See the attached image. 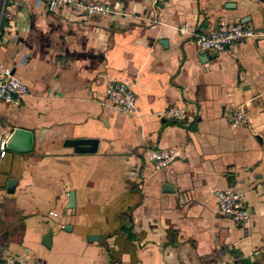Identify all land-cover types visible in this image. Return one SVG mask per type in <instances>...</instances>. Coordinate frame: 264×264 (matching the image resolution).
Segmentation results:
<instances>
[{
	"label": "crops",
	"instance_id": "crops-1",
	"mask_svg": "<svg viewBox=\"0 0 264 264\" xmlns=\"http://www.w3.org/2000/svg\"><path fill=\"white\" fill-rule=\"evenodd\" d=\"M88 1L109 14L0 0V64L28 89L19 107L0 100V143L33 135L29 153L0 156V260L28 249V264H264V0ZM220 20L257 36L212 55L181 32ZM111 81L135 83L136 116L103 104ZM240 105L250 117L233 128ZM153 149L181 158L156 172ZM232 181L244 225L216 212Z\"/></svg>",
	"mask_w": 264,
	"mask_h": 264
},
{
	"label": "built area",
	"instance_id": "built-area-1",
	"mask_svg": "<svg viewBox=\"0 0 264 264\" xmlns=\"http://www.w3.org/2000/svg\"><path fill=\"white\" fill-rule=\"evenodd\" d=\"M44 4L47 10L55 12L60 8L70 9L78 15H102L109 14V9L101 3L88 0H38ZM184 35L191 36L199 54L218 55L231 45L253 39L257 33L251 26H241L220 20L209 34H198L189 31L185 26L181 29ZM135 83L131 81H111L107 83L104 92L103 104L110 107L115 113L127 116L137 115ZM26 85L16 78L9 66L0 64V100L19 107L26 96ZM186 111L184 108L169 107L163 114L166 119L181 122ZM249 112L245 105H240L227 115V121L233 128L244 126L249 120ZM6 152L5 142L0 143V156ZM181 155L176 149L157 150L148 153V160L154 171L167 170L171 164L179 160ZM217 215L237 225H244L250 219V212L245 196L237 189H225L220 191L216 198ZM30 251L25 249L17 257H6L0 260V264H28ZM223 264V263H222Z\"/></svg>",
	"mask_w": 264,
	"mask_h": 264
},
{
	"label": "water",
	"instance_id": "water-1",
	"mask_svg": "<svg viewBox=\"0 0 264 264\" xmlns=\"http://www.w3.org/2000/svg\"><path fill=\"white\" fill-rule=\"evenodd\" d=\"M5 146L8 150L16 153H29L33 146V135L31 132L22 129H13L8 134ZM64 145L66 147H72L75 153H95L97 150L96 140H66ZM230 179H228L229 181ZM14 181L10 180L8 185L11 186ZM229 187L232 188L234 181L229 182ZM164 192H171L172 188L169 185H164ZM70 203L67 209L74 207L73 194L69 195ZM48 237V236H47ZM91 238V237H90ZM89 239V238H88Z\"/></svg>",
	"mask_w": 264,
	"mask_h": 264
}]
</instances>
